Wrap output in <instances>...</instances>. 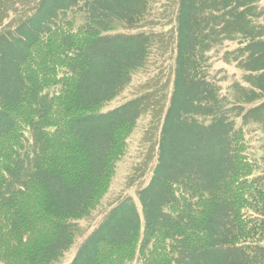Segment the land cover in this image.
I'll return each instance as SVG.
<instances>
[{"label": "trees", "instance_id": "trees-1", "mask_svg": "<svg viewBox=\"0 0 264 264\" xmlns=\"http://www.w3.org/2000/svg\"><path fill=\"white\" fill-rule=\"evenodd\" d=\"M161 2L41 0L13 30L18 54L0 63V264L70 251L146 115L163 123L141 210L117 205L72 264H264V149L261 161L245 130L264 119V0H167L175 34L142 31ZM226 42L250 86L229 97L210 56ZM172 45L165 106L146 94L100 112Z\"/></svg>", "mask_w": 264, "mask_h": 264}, {"label": "rangeland", "instance_id": "rangeland-1", "mask_svg": "<svg viewBox=\"0 0 264 264\" xmlns=\"http://www.w3.org/2000/svg\"><path fill=\"white\" fill-rule=\"evenodd\" d=\"M41 0H1L0 1V39L4 37L3 45L0 48V63H7L9 59L18 54L15 50V43L18 39L14 35L15 28L19 26L25 18H29L35 11L38 2ZM177 6L168 4L167 0L156 6L154 15L149 26L142 28V31L156 33H170L174 35L175 18ZM155 23V25L153 23ZM157 24H159L158 27ZM154 27V29H153ZM14 30V31H13ZM136 33L118 31V33ZM237 43L226 42L221 48L211 53L212 74L216 76L223 87L224 96L235 94V86L250 89L245 81L246 72L234 62L227 61L226 53H234L238 49ZM175 65V51L173 45L167 51H154L151 61L146 70L135 75L132 84L125 92L100 112L114 110L126 102L131 101L141 95L157 96L152 98L156 104L164 101V106L170 99L173 88ZM10 76L9 67L5 66L0 71V88L7 85ZM165 92V95H163ZM151 100V98H150ZM163 111V108L160 112ZM163 121L156 116L146 115L137 124V127L129 140L126 155L117 163L115 176L113 177L107 193L91 212V215L77 224L80 232L70 251L55 264H72L78 252L82 248L88 237L102 224L108 214L120 203L127 199L135 202L138 210H141L138 194L150 182L154 168L158 159V142L160 139ZM239 125H242L239 121ZM264 119L256 123H251L247 129V140L256 151L258 158L262 161L264 149ZM263 126V127H262Z\"/></svg>", "mask_w": 264, "mask_h": 264}]
</instances>
